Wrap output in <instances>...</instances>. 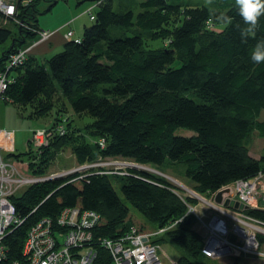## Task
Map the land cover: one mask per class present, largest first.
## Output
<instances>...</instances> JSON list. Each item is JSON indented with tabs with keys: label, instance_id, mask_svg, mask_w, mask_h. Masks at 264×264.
<instances>
[{
	"label": "trees",
	"instance_id": "trees-1",
	"mask_svg": "<svg viewBox=\"0 0 264 264\" xmlns=\"http://www.w3.org/2000/svg\"><path fill=\"white\" fill-rule=\"evenodd\" d=\"M20 2L17 17L37 28L35 10L29 11L37 0L24 7ZM51 2L48 9L57 3ZM114 4L99 1L92 24L43 63L28 58L8 70L9 55L34 35L18 26L17 33L0 26V73L11 80L0 98L19 114L25 105H31L33 117L55 112L51 128L67 117L68 108L92 118L81 132L67 117L66 134L53 136L40 155L27 140L23 152L14 149L6 156L27 161L36 175H44L68 144L78 165L99 153L153 167L183 163L185 176L201 195L264 174V150L257 158L250 154L253 137L264 140V120L258 119L264 109V62L251 59L255 45L264 43V16L255 35L242 42L247 25L235 0ZM154 41L161 44L152 48L149 42ZM179 128L191 133L177 134ZM86 134L95 144L104 139V149L88 143ZM171 187L167 179L133 168L109 173L100 168L31 185L11 197L23 222L5 238L9 256L21 257L27 231L37 221H54L62 209L77 207L98 215L91 229L95 238H115L131 226L149 233L175 223L156 242H172L185 252L175 264H202L200 259L211 258L201 252L204 242L193 229V216L178 221L186 206ZM244 213L264 225L263 208ZM258 240L263 246L264 236ZM96 253L93 264H111L106 250L96 246ZM244 261L229 257L224 264H251Z\"/></svg>",
	"mask_w": 264,
	"mask_h": 264
},
{
	"label": "built area",
	"instance_id": "built-area-1",
	"mask_svg": "<svg viewBox=\"0 0 264 264\" xmlns=\"http://www.w3.org/2000/svg\"><path fill=\"white\" fill-rule=\"evenodd\" d=\"M18 1L0 0V26H5L11 21L35 35L38 42L48 39L54 31L34 28L17 17ZM97 1L101 0H95L87 9L90 20L93 19L91 9L97 6ZM29 2L30 0H21L19 6H27ZM73 37L72 30L68 29L64 33L65 39ZM28 50L29 48L21 47L10 54L7 70L24 64ZM10 81L5 73H0V95ZM66 121V117H61V121L54 128L32 130L28 138L32 151L40 154L53 136L64 134ZM97 143L104 147V139H99ZM13 150L14 132L0 128V264H93L97 256L96 246L108 252L111 264H165L164 251L156 240L175 223L149 233H141L135 227H131L123 235L115 238L103 236L95 238L91 229L98 215L77 207L62 209L54 221L43 218L33 224L27 231L21 257L11 259L5 238L23 222V219L16 215L11 197L22 188L40 183L43 179L26 172L27 161L6 156ZM229 187L232 189L231 203L228 206L220 205L221 207L213 200L216 192L209 193L208 199L202 198L203 195L197 192L187 197L176 193L186 206L185 214L178 221L186 215L193 216L198 228L204 232L202 236L204 247L201 252L206 257L216 260L223 257H242L260 260V264H264V248L258 240L259 235H264V225L244 213V209L241 210L244 206L264 209V174L260 173L251 179L237 180ZM233 201L239 203L237 209L233 207ZM222 207L225 209L220 210ZM214 208H218L219 213H216L217 210ZM235 236L245 245L243 246Z\"/></svg>",
	"mask_w": 264,
	"mask_h": 264
},
{
	"label": "rangeland",
	"instance_id": "rangeland-1",
	"mask_svg": "<svg viewBox=\"0 0 264 264\" xmlns=\"http://www.w3.org/2000/svg\"><path fill=\"white\" fill-rule=\"evenodd\" d=\"M51 1L52 0H37V2L34 4V8L30 6V8H29L30 12H33L35 10L33 13L35 15V19L37 20V22H36L37 25H39V24L43 25V23H45V22H48L52 19L53 20L60 19L61 17H65L66 15H67V17L69 15L70 19H71L70 14H71V12L74 13L75 11H76L77 15L75 16V19L73 20L74 22L72 21V24H74L72 26L76 30L75 34H74L75 37L81 36L84 27L90 26L92 24V20L89 19V15L87 13L88 6L90 5L89 0H69V1L68 0H56L57 3H54L48 9L49 5L54 2V1L53 2H51ZM118 1L119 0H115V4H114L115 7L117 6ZM130 1L131 0H126V2H130ZM30 2H31V0H30ZM65 4L69 5V7L71 8V11L67 10V6H65ZM97 8L92 7L91 12L93 14H95V12L97 11ZM24 20H26V18ZM5 26L7 28L11 29L13 32H16V33L18 32V29L16 28V26H18V25L15 23H12L11 21H8L5 24ZM18 28H20V27L18 26ZM39 29H44V28L40 26ZM52 34H53V32H52ZM22 35L25 36V33L23 32ZM29 41H30V38L27 37L25 40L24 46L28 45ZM9 43H10V41L7 42V45H9ZM160 44L161 43L159 41L149 42V45L152 48H155V47L159 46ZM34 45H35L34 43H31V47ZM60 51H58V52H60ZM56 53H54V54H56ZM49 57H51V56H49ZM39 62H42V61L39 60ZM30 107H31V105L22 106L21 110H20V114H19V113H17L18 108L15 105L11 104L10 102H6L0 98V127L4 126L8 130L14 132V149H16L15 153L24 151V149H25L24 144L26 143V141L30 137V133L32 130H34L36 128H47L48 126H51L53 119H54L53 115L55 114V112H53V111L50 115L48 114V115H45L43 117L30 116V112H31ZM6 115H11V116L7 117V124L5 126V125H2V121H3L2 118H4V116H6ZM64 115H66L68 118H70L71 126L72 127H78L79 128L78 130H80L81 132H83L85 130L84 128H85L86 124L92 122V118L89 115H87V114H82V115L75 114L69 108H68L67 113ZM63 117H65V116H63ZM258 119L264 120V109L261 110ZM57 125H58V121L55 123L54 127ZM176 133L181 134V135H188L191 132H188L182 128H179L176 131ZM65 134H66V130H65L64 134H61V135L56 134V135L57 136H63ZM86 135H87L88 143L92 144L93 147H95L94 145L98 146V144H95V141L93 142L91 135H89V134H86ZM88 136H90V138ZM99 148L101 150L104 149V147H102V146ZM42 150H43V148H42ZM262 150H264V140L258 136H254L252 143L250 144V154L253 157L257 158L260 156V153L262 152ZM95 151H98V149L96 148ZM58 154L59 155L56 157V159H52V161L50 163H48V165H47L48 167L44 173L45 176H49L51 174H54V175H59L60 176L59 178H63V177L65 178L66 176H68L72 173L88 172L90 170H99L100 168L105 170L106 173H109L111 171L123 172V171L127 170L129 167L120 166V165H118V163H138V162H134L132 160H125V159H121V158H104L103 156H101V153H99V154L95 155L97 157L93 161L86 163V164H83V165H78L79 163L77 162L78 161L77 156L72 152V149H71V147H69V144H68V146L66 145L65 147H63V149L61 151L59 150ZM138 164L146 166L148 169L147 170L148 172L157 174V175L167 179L171 183L173 182L177 186L178 190L180 191V192H178V194L181 196L187 197L188 195H191L190 193H188L185 190V188H187L191 191L192 190L195 191L192 188V184H191L190 179H188L185 176V166L183 163L165 162V164H163L161 166H156V167H153L149 164H142V163H138ZM63 169H65V170H63ZM138 170H140V169H138ZM26 172L31 173V171H29V167H28V170ZM209 196L210 195H203L201 197L208 199ZM218 205L220 206L223 204H218ZM241 208H239V209H241V210L244 209L243 207H241ZM219 209L224 210L225 207H222ZM214 210L216 211V213H219L218 208H214ZM193 226H194L193 229L202 237L204 235L203 229H201V228L199 229L198 225L195 222H194ZM231 236L232 235H230V237ZM161 247L164 251L163 261L165 264H174L175 260L177 258L186 255L185 252L181 248H179L176 244L169 242V241L163 243L161 245ZM263 248H264V244H263ZM228 259H229V257L219 258L218 260L212 259V258L211 259L203 258L200 260L202 261L201 262L202 264H224V262H226ZM244 260H245L244 262H246V263L258 262V264H260V262H259L260 260L248 259V258H246Z\"/></svg>",
	"mask_w": 264,
	"mask_h": 264
},
{
	"label": "crops",
	"instance_id": "crops-1",
	"mask_svg": "<svg viewBox=\"0 0 264 264\" xmlns=\"http://www.w3.org/2000/svg\"><path fill=\"white\" fill-rule=\"evenodd\" d=\"M69 1V0H68ZM65 6H67V10L71 11V8L69 7L68 4H65ZM91 6V2L90 5L88 7ZM71 19L70 16L67 15L65 17H61L60 19H56V20H50L48 22L43 23V25H37V28L39 29L40 26L44 28V30H50V31H54L53 34L46 40L44 41H40L38 42L37 37L31 36L29 44L26 46H22V48H29L28 52H27V59L28 58H33L35 60H37V62L42 61L41 63H43L46 59H48L49 56H52V54L60 51L63 48V45L65 44L66 40L64 38V32H66L68 29L73 31V34H75V29L73 28L72 25V21L75 19V16L77 15L76 11L74 13L71 12ZM74 22V21H73ZM67 29V30H66ZM78 37V36H76ZM35 41L37 42L34 46L31 47V43ZM12 42V41H10ZM34 43V42H33ZM11 115H6L4 116L3 121H2V125L7 124V117H10ZM3 129H7L4 126L0 127ZM25 145V144H24ZM251 264H258V262L255 263H251Z\"/></svg>",
	"mask_w": 264,
	"mask_h": 264
},
{
	"label": "clouds",
	"instance_id": "clouds-1",
	"mask_svg": "<svg viewBox=\"0 0 264 264\" xmlns=\"http://www.w3.org/2000/svg\"><path fill=\"white\" fill-rule=\"evenodd\" d=\"M239 9V16L242 18L246 28L241 30L242 42H246L249 34L255 35L258 26V21L261 16H264V0H235ZM225 23H230V17L222 18ZM251 59L259 64L264 62V43H257L252 50ZM76 170V169H75Z\"/></svg>",
	"mask_w": 264,
	"mask_h": 264
},
{
	"label": "bare ground",
	"instance_id": "bare-ground-1",
	"mask_svg": "<svg viewBox=\"0 0 264 264\" xmlns=\"http://www.w3.org/2000/svg\"><path fill=\"white\" fill-rule=\"evenodd\" d=\"M115 163V162H114ZM118 165H120V166H126V167H131V168H136L135 170H138V169H140L139 171H141V170H145V171H147L148 169H147V167L146 166H144V165H139L138 163H118ZM63 170H65V169H63ZM34 176H36V177H39V178H43L42 180H41V182H45V181H47V180H51V179H53L56 175H54V174H51V175H49V176H45V175H36V174H33ZM170 182V181H169ZM171 183V182H170ZM172 185H173V187H171V190L174 192V193H178V192H180L179 190H178V188H177V186L172 182L171 183ZM27 187H29V186H27ZM27 187H24V188H22L21 190H19V192H22L24 189H26ZM185 190L188 192V193H190V194H193L195 191H191V190H189V189H187V188H185ZM18 194V193H17ZM131 227H133V226H131ZM130 227V228H131ZM129 228V229H130ZM128 229V230H129ZM127 230V231H128ZM127 231H125V232H127ZM124 232V233H125ZM123 233V234H124ZM122 234V235H123ZM121 236V235H120ZM235 238L237 239V240H240L237 236H235ZM240 243L241 244H243V246L245 245V243L243 242V241H241L240 240ZM248 243V245L249 246H252V244L250 243V242H247Z\"/></svg>",
	"mask_w": 264,
	"mask_h": 264
},
{
	"label": "water",
	"instance_id": "water-1",
	"mask_svg": "<svg viewBox=\"0 0 264 264\" xmlns=\"http://www.w3.org/2000/svg\"><path fill=\"white\" fill-rule=\"evenodd\" d=\"M129 168H131V167H129ZM134 169H136V168H134ZM141 171H145V170H141ZM145 172H148V171H145ZM59 177L60 176L57 175L53 179H60ZM231 198H232V189L229 186H225V187H222L216 191V193L214 194L213 200L217 204H223L224 206H228L231 203L230 202ZM232 205L235 209H237L239 207V203L237 201H233ZM243 208L247 209L248 207L244 206Z\"/></svg>",
	"mask_w": 264,
	"mask_h": 264
}]
</instances>
